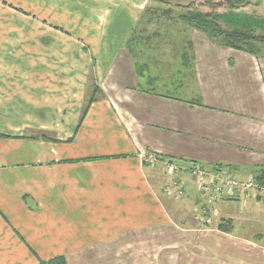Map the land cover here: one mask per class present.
I'll return each mask as SVG.
<instances>
[{"label": "crops", "instance_id": "crops-1", "mask_svg": "<svg viewBox=\"0 0 264 264\" xmlns=\"http://www.w3.org/2000/svg\"><path fill=\"white\" fill-rule=\"evenodd\" d=\"M12 1L0 0V264H264V197L220 199L202 227L199 181L144 162L264 181V53L192 30L189 96L170 95L126 46L152 0ZM175 179L182 198L165 192Z\"/></svg>", "mask_w": 264, "mask_h": 264}, {"label": "trees", "instance_id": "trees-1", "mask_svg": "<svg viewBox=\"0 0 264 264\" xmlns=\"http://www.w3.org/2000/svg\"><path fill=\"white\" fill-rule=\"evenodd\" d=\"M160 4H167L165 0H152ZM254 0H207L205 6L209 7V12H200L191 9V5H188V10L182 12L181 14H175L174 10L171 7H166L163 9L153 8L152 6L147 7L141 14L140 20L138 21L137 26L134 28L131 36L127 40L126 46L132 57L136 62L137 72L141 75H144L145 71L149 72V63L140 62L142 56H145L149 59L150 52H152V41L154 38H161V32H154L153 34H144L140 32L139 26L141 24H155L161 19L171 20L174 22H182L187 27L192 30H199L206 34L215 44L225 47V48H234L242 50L253 54L255 56H260L263 54L264 49V35L257 34L254 30L250 29H227L223 27L220 23V14L217 12L222 7L230 9H240L242 7L249 6L253 4ZM139 47L141 48L139 51ZM184 54L179 56L180 63L184 69H189L190 74L194 72V48L193 43L189 39L185 42L184 45ZM155 56V55H154ZM155 61H159L155 59ZM152 79V78H151ZM155 79H152L154 82ZM99 89L96 83L93 84L92 94L89 97L87 103L85 104L81 117L83 118L87 113L90 104L97 98ZM170 95H176L174 93L168 92ZM42 138H47L46 135H42ZM160 158V157H159ZM145 163H148L144 161ZM262 179V178H261ZM218 229L224 232H229L232 230V223L230 220H222ZM38 264H67V261L64 256H56L49 260H40Z\"/></svg>", "mask_w": 264, "mask_h": 264}, {"label": "rangeland", "instance_id": "rangeland-1", "mask_svg": "<svg viewBox=\"0 0 264 264\" xmlns=\"http://www.w3.org/2000/svg\"><path fill=\"white\" fill-rule=\"evenodd\" d=\"M167 4H160L152 1L151 6L153 8H166L171 7L176 16L188 10V5H191V9L196 12L210 11L209 7L205 6L207 0H165ZM223 1V0H219ZM10 2V1H9ZM14 2V0L12 1ZM251 4L240 9H230L222 7L217 12L222 11L225 13L220 17L219 21L223 27L227 29L239 28L254 30L257 34L264 35V0L255 1ZM14 4V3H13ZM208 11V12H209ZM139 31L144 34H153L154 32H161V38H154L152 41V52H150L149 59L142 56L140 62H147L150 65L149 72L145 71L146 76L156 79L157 82H153V87L156 90L174 93L180 96H189V91L181 89L184 87L185 78H187L188 86H191V78H189L190 70L184 69L180 63L179 56L184 54V45L190 38L192 29L187 27L182 22H174L171 20L161 19L155 24L147 25L141 24ZM139 47V51H140ZM264 53V49H263ZM155 55V56H154ZM158 59L159 61H155ZM155 81V80H154ZM144 83H147L146 81ZM146 86V84H144ZM186 85V87H188ZM93 89V85H92ZM181 90V91H180ZM91 96V95H90ZM196 217H199L201 213L195 211ZM178 214V213H177ZM202 226V225H201ZM206 227V226H202Z\"/></svg>", "mask_w": 264, "mask_h": 264}, {"label": "built area", "instance_id": "built-area-1", "mask_svg": "<svg viewBox=\"0 0 264 264\" xmlns=\"http://www.w3.org/2000/svg\"><path fill=\"white\" fill-rule=\"evenodd\" d=\"M144 161L150 164L162 163L164 171L176 176L185 171L199 181V190L204 203L200 209L199 224L209 226L214 223L218 216L217 202L220 199L233 196L235 193H252L257 197H264V181L254 174L245 177L237 176L223 167H207L193 164L185 167L173 160L159 158L155 154H145ZM165 192L176 198L186 195V190L178 180L165 186Z\"/></svg>", "mask_w": 264, "mask_h": 264}]
</instances>
